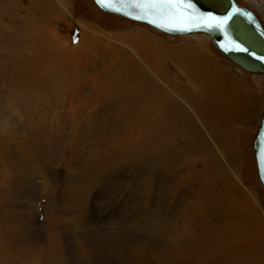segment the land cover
Returning a JSON list of instances; mask_svg holds the SVG:
<instances>
[{
	"label": "rangeland",
	"instance_id": "374dc122",
	"mask_svg": "<svg viewBox=\"0 0 264 264\" xmlns=\"http://www.w3.org/2000/svg\"><path fill=\"white\" fill-rule=\"evenodd\" d=\"M238 1L256 11L264 25V0ZM136 38L146 39L154 49L158 44L168 50L169 55L155 53L154 59L163 64L169 89L177 85L196 94L219 117L216 128L220 129L210 139L193 104L179 98L183 117L173 129L175 137L168 150V158L178 160L173 169L162 165V160H150L149 171L146 163L139 165L125 156L118 159L121 167L111 168L117 156L133 149L128 145L136 144L138 136L128 142L123 129L129 118L114 102L102 100L103 90L109 89L100 84L102 71L125 55L141 64ZM185 43L210 44L229 69L228 75L244 82L245 86L234 82V88L246 93V103L228 99L227 91L208 85L217 91L210 96L211 104L204 100L209 96L186 83L189 69L179 66V61L202 58L171 49ZM238 68L214 48L207 34L171 36L107 14L93 0H0V264H186L183 259L169 260L160 251L177 252L193 242L196 208L194 203L186 210L185 204L176 201L167 204L172 193L166 190L174 184L168 183L167 189L162 186L169 177L175 183L189 171L197 183L187 188L194 192L187 196L188 202L200 199L211 170L215 180L209 185L218 189L232 212L249 214L247 223L264 234V188L253 150L264 116V92H257L256 82L264 89V75ZM107 136L123 138L120 148L125 153L118 148L119 142L102 166L110 172L99 174L100 183L93 182L89 178L97 174H86L77 161L83 147L93 151L103 142L98 140ZM219 177L220 184L216 182ZM232 212L213 211L208 218L230 228L236 223ZM171 216L181 220L179 229L154 231ZM132 239L166 242V248L146 243L135 247ZM133 249L139 250L141 260L130 256Z\"/></svg>",
	"mask_w": 264,
	"mask_h": 264
},
{
	"label": "bare ground",
	"instance_id": "6f19581e",
	"mask_svg": "<svg viewBox=\"0 0 264 264\" xmlns=\"http://www.w3.org/2000/svg\"><path fill=\"white\" fill-rule=\"evenodd\" d=\"M252 2H254V0H252ZM77 23L79 25L81 24L79 21ZM195 34L197 33L189 34V36ZM184 36H188V35H184ZM131 39H133V37ZM136 39L137 42L135 43V46L138 47L137 48L138 50H141L142 55L141 56L139 55V59L141 64H143L144 66L136 62V60H134L132 57H128L127 59H125L127 55L124 54L125 57L124 58L122 57L123 60L121 62L114 61L113 65L110 63L111 67H106L105 69H103L104 72L102 71L103 75L100 84L109 88L108 90H103L105 91V93L101 94L102 100L105 103L114 102V105L117 106L116 108H119V110L123 111L125 117L129 118V124L127 125L128 127L124 126L123 129L124 138L126 139L128 138L129 139L128 142H131L132 140L131 138H133V136L135 135L138 136L137 138L138 140L135 141L136 144L134 143V145H132L133 144L132 143L130 145L129 143L128 145L130 146V148L133 149L127 152L126 154L117 156L115 161L111 162V168L115 170L121 167L122 163H118V159L125 156L129 158H133L134 161H136L139 165L146 163L147 165L149 164L150 166H152L153 164L150 162V160L152 162H158L162 160V165H164L167 168L170 167L169 169H171L172 167L175 166L176 163H178V160H175L174 157L168 158V150L172 146L169 142H171V140L175 137V131L173 129L176 127V125L178 126L181 123L180 117H183V112L180 108L179 98L193 104L195 108L194 110L195 113L194 112L193 113L196 115L200 124L204 127L205 133L209 136L210 139H215V134L220 129L219 126L216 128V123L219 120V117L217 119L216 118L217 115L215 114L216 111L213 108L205 105V102H203L202 100H199V98L196 97V94L194 95L193 93H189V91L188 90L186 91L183 87L182 89H180L177 85H173V87L169 89L168 84L165 82L167 77V72L163 68V64H159V62L155 61L154 59L156 54H159L160 56L162 55L166 56V53L168 54V50L166 48L157 44L156 48L154 49V47L146 39L144 38L142 39L136 38ZM199 60L190 61V63H192L194 67L192 69L188 68L189 71H187V74H185V80L187 81L186 83L200 90L201 92L200 91L199 92L202 93L203 96L205 97L209 96V99L205 98L204 100H208L209 103L213 104L210 96L213 95L216 90L214 91L212 89L211 91L209 88L210 87L212 88V86L210 87L208 86L211 85L209 84V81L206 82L207 81L206 77L203 74L202 75L199 74L201 71L204 70L203 68L198 66ZM179 62L180 64H184V65H186V63H189V62L185 63V60L184 61L180 60ZM237 66L239 67L238 71H242L241 69L243 68L239 65ZM114 71L118 72L116 73V76L113 73ZM220 71L222 73L221 69ZM112 75H114L115 77L114 79L111 80L110 78ZM256 75L260 76L258 74ZM215 78L217 79L218 77L215 76ZM224 82L226 81L223 80V83ZM226 90H228V88ZM168 91L171 94V96L170 94H168ZM229 92L230 91H228V93ZM232 97L230 95L228 99ZM218 98L220 103V97ZM234 98L233 100H237L236 97ZM228 99L226 98L225 100ZM177 111H181V113L178 115L176 114ZM98 141H103V142L100 143L97 146V148H94L93 151L83 147L81 149L80 158L78 159L77 162L78 164H82V167H84L83 170L86 174H92V175L97 174L96 176L91 177L89 179L93 182L98 181L100 183L101 180L99 174L105 175L110 172V171H105L106 168L102 167L103 163L107 158L111 156L110 152H113L116 149L115 146L116 145L118 146L119 142L120 144L118 148L122 146L121 143L124 142V139L121 137L107 136ZM101 149L102 151H105L104 153L105 155L99 152V150ZM121 150L123 151L124 149ZM224 157L226 156L224 155ZM183 158L185 157L182 156L179 159V161ZM149 165L147 166L148 170L150 169ZM153 167L152 170L154 169ZM210 169L214 170V167L211 166ZM212 172L213 171L211 170L207 171L206 179L208 183H206L207 186L205 187V192L199 195L200 199L198 198V201L197 200L194 201L192 197H191L192 199L189 202L187 201L188 200L187 196L194 193L190 189H187L189 185L194 182L193 171L191 172L189 171L187 173L188 175H186V173L183 174L181 177L178 178V180H176L175 183L170 179L171 177H169L168 179H166V181H164L165 183L162 187L165 189H167L166 186L168 187L167 185L168 183L174 184L173 188L168 187V190H166V192L170 191L172 193V194L170 193L172 195L170 196L171 200L167 204L176 203V202H178L179 204L182 203L185 204L184 208L186 210L188 208V205L194 203L193 206L196 209L193 212L194 215L193 218L198 220V224L195 227V229H193L194 233H193V237H191L192 238L191 240L193 242L191 244H188L186 249L183 248L182 250H179L177 252H167L162 250L160 251L161 255H167V259L169 260L172 259L175 261H179L183 259L186 262V264H264V239H263L264 234L259 233L261 231H257L258 228L255 229V226L253 227L252 224L247 223V219H249L250 217L249 214L243 212L242 210H236L235 213L232 212L231 210L233 208L231 206H228L224 198L217 194L218 189L216 187H211L209 185L212 184V182L215 180L214 174ZM172 177L175 178L174 176ZM216 182L220 184L221 178L219 177L218 179H216ZM194 183H197V181ZM178 188L184 191L183 195L185 197L181 196L182 192ZM177 195L179 198H177ZM165 209L168 208L166 207ZM218 210L232 212L233 217L231 219H233V221L236 222L235 225H232L230 228L225 226L226 224L223 226L222 225L218 226L217 225L218 219L208 218V215H212L213 211H218ZM160 214L161 213H159V215ZM180 214H182L181 211ZM244 214L246 215L247 218L244 217ZM183 219L185 221H188L186 220V216ZM180 221H178V218L175 217L173 219L171 216L165 220L164 224L161 227L158 226V228H155L154 231L167 230L168 232L171 229L177 230L179 229L178 225ZM226 223H233V222L228 221ZM140 225H142V222ZM66 229H68V227ZM135 229L140 230L139 227ZM183 230H185L186 232V230L188 229H183ZM180 234L181 233H179V235ZM180 236H182V234ZM163 237L165 238V236ZM123 240H125V238ZM132 243L135 245V247L136 245H140L144 247L145 246L144 243H146L148 244L149 247L163 245V249L166 248V242L156 243L148 239L147 240L132 239ZM181 243L183 242L177 243V245L176 244L175 245L179 246L181 245ZM138 251L133 249L130 252V256H134L138 258V260H141L139 259L140 253H138Z\"/></svg>",
	"mask_w": 264,
	"mask_h": 264
},
{
	"label": "water",
	"instance_id": "95a60500",
	"mask_svg": "<svg viewBox=\"0 0 264 264\" xmlns=\"http://www.w3.org/2000/svg\"><path fill=\"white\" fill-rule=\"evenodd\" d=\"M96 6L107 14L119 16L121 18L149 25L161 32L171 36H182L194 33H203L211 37L214 48L233 63L241 66L246 72L258 75H264V25L259 18L258 13L253 9L243 6L238 0H193L198 12L191 8H185L187 16L184 21L161 20L155 16L147 15L143 19H134L132 16L141 14L137 9L126 4H118L104 0V3H98L93 0ZM252 1V0H247ZM256 1V0H254ZM115 9H120L116 11ZM124 12H131V15H124ZM200 13L207 16L225 17L234 16L231 27L223 30L208 31L197 27L196 24L202 22ZM188 17H196V20H190ZM156 20V23H149V20ZM157 24L164 26L158 27ZM180 26H190L192 31L168 30ZM247 48L248 52H241L234 49L235 45ZM253 150L255 154L259 179L264 188V116L261 120L258 133L253 141Z\"/></svg>",
	"mask_w": 264,
	"mask_h": 264
},
{
	"label": "snow or ice",
	"instance_id": "6c2138e0",
	"mask_svg": "<svg viewBox=\"0 0 264 264\" xmlns=\"http://www.w3.org/2000/svg\"><path fill=\"white\" fill-rule=\"evenodd\" d=\"M98 3H104V0H97ZM118 4H126L132 8L137 9L141 14L132 16L134 19H143L147 15L155 16L161 20L167 21H184L187 13L185 8H191L193 11L198 12L195 8L193 0H110ZM120 11V9H115ZM124 15H131V12H124ZM202 22L196 24L197 27L204 28L208 31L223 30L231 27V23L234 20V16L231 14L225 17L207 16L200 13ZM190 20H196V17H188ZM149 23H156V20H149ZM158 27L164 26L163 24H157ZM168 30L175 31H192L193 28L190 26H180L175 28H169ZM227 50H238L241 52H248L247 48L235 45L234 49ZM258 59H264V57H257Z\"/></svg>",
	"mask_w": 264,
	"mask_h": 264
},
{
	"label": "crops",
	"instance_id": "0c3cea01",
	"mask_svg": "<svg viewBox=\"0 0 264 264\" xmlns=\"http://www.w3.org/2000/svg\"><path fill=\"white\" fill-rule=\"evenodd\" d=\"M171 49H174V50L175 49H179V50L183 51L185 53V55H189L190 57L192 55L199 56V58H202V60H205V61L199 60L198 61L199 62L198 66L204 69L203 70V74L205 73L204 76L207 79L206 82L209 81V84H211L212 86H216L217 88L219 87V88L225 89V91H227V93H228V91H230L231 93L229 92V96L230 95H231V97L233 96L231 99H233L234 97H236L237 100H235V101H237V102H241L242 103L245 99H248V98H246V93H244L243 91L242 92H239V91H237V89L234 88V82H237L238 83V86L240 84L242 86H245L244 85V82L243 83L238 82L236 79H235L236 80L235 81L234 78H233V76L231 74L228 75L229 72H230L229 69H226V66H224L221 63V61H219V57L213 51V49L211 48V45L210 44L209 45L208 44H205V43L174 44V45H172ZM197 56H195L193 58H197ZM181 57H183V56H181ZM170 58H176V57H174V55H173ZM184 59H187V58H184ZM176 62H177V60H176ZM186 62H189V63H186ZM185 63H186V65L180 64L179 66L184 65L185 69H188V68L189 69H192L194 67V65L192 63H190V60H188V59H187V61H185ZM220 69L222 70V73H221ZM215 76H217L218 78L216 79ZM221 77H222V79H221ZM223 80H225L226 82L223 83ZM256 84H258L257 92L259 94L262 91L264 92V89L261 86V84L258 83V82H256ZM227 88H228V90H226ZM246 90L249 91L248 88ZM263 104H264V101H263Z\"/></svg>",
	"mask_w": 264,
	"mask_h": 264
}]
</instances>
